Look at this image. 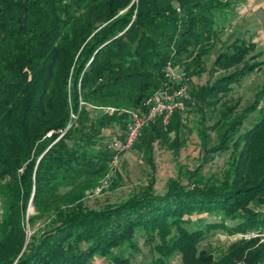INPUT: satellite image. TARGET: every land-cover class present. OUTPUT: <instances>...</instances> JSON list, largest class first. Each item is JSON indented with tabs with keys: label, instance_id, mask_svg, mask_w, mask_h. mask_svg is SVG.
Segmentation results:
<instances>
[{
	"label": "trees",
	"instance_id": "obj_1",
	"mask_svg": "<svg viewBox=\"0 0 264 264\" xmlns=\"http://www.w3.org/2000/svg\"><path fill=\"white\" fill-rule=\"evenodd\" d=\"M234 1L0 0V264H134L138 236L150 253L141 264H264V86L240 109L229 98L264 64L255 42L234 38L211 60L212 80L189 91L202 158L230 150L219 178L193 170L158 192L151 175L125 199L85 203L114 153L107 133L121 138L125 111L146 110L166 62L205 71ZM183 125L176 111L165 129L159 118L142 129L133 149L153 173L155 143L177 152ZM213 229L241 237L215 256L200 247Z\"/></svg>",
	"mask_w": 264,
	"mask_h": 264
},
{
	"label": "rangeland",
	"instance_id": "obj_2",
	"mask_svg": "<svg viewBox=\"0 0 264 264\" xmlns=\"http://www.w3.org/2000/svg\"><path fill=\"white\" fill-rule=\"evenodd\" d=\"M220 17L222 18V24L218 23V26L222 27L218 32L217 41L209 54L203 58L205 71L190 77L187 76L186 72L184 73V82L188 85L189 100L187 101L188 103L186 102V110L182 113L179 112L184 124L182 127H179V132H182L185 139L183 145L178 148L177 152H173L168 148L170 147L168 142L162 144L156 142L152 151L153 163L156 167L154 173L147 162L148 155L146 151L142 150L141 152L132 147L119 157L118 165L113 169V175L109 176L107 185L102 187L100 191L94 188L87 193L85 203L88 206L100 207L108 202H117L125 199L131 192H138L142 186L148 183L151 175H154L155 178L154 188L156 191L161 192L169 178L179 177L182 182H189L190 171L196 170L207 181L219 178L227 167V163L231 157L230 150L217 153L208 158V160L202 158L203 152L200 148V136L197 131L198 125L195 123L199 121L200 113L192 107L194 99L190 96L189 91L191 89L196 90L201 85L212 80V75L209 73L211 60L215 58L218 51L230 44L236 37L255 42L256 49L252 54L262 52V55L257 60L264 62V0H235L233 7L222 16L219 15ZM263 86L264 64L260 69L250 73L239 82L234 83L229 93V98L239 99L238 108L240 109L251 103L256 92ZM185 118L187 119L184 120ZM252 119L253 115H250L243 127H246ZM107 135L106 141L110 145L113 137L109 133ZM214 142L215 136L211 133L210 144L212 145ZM111 149L114 150L113 147ZM31 210L32 207H30ZM198 217L195 215L192 218L196 219ZM200 217H203L204 220H211V217L207 215H200ZM39 222L41 223V221ZM28 234H30L29 230ZM240 237V234L228 235L223 230L213 229L206 235L200 247L211 250L215 256H218L230 243ZM137 241L140 244L142 253L129 251L128 253L130 256H133L131 259L134 264H141L150 259L149 247L143 243V237L138 236ZM90 264L110 263L105 258L97 256ZM168 264H181L179 256H173Z\"/></svg>",
	"mask_w": 264,
	"mask_h": 264
},
{
	"label": "built area",
	"instance_id": "obj_3",
	"mask_svg": "<svg viewBox=\"0 0 264 264\" xmlns=\"http://www.w3.org/2000/svg\"><path fill=\"white\" fill-rule=\"evenodd\" d=\"M184 71L173 66L170 61L166 62L163 68V79L158 88L147 98L145 111L127 110V121L123 136L111 142L113 155L108 162V172L101 180L100 189L107 185L109 176L113 175V169L118 165L119 157L129 151L141 135L142 129L148 126L154 119L159 118L161 125L166 128L174 112H184L186 102L189 100L188 85L185 84ZM113 108H106L105 111H113Z\"/></svg>",
	"mask_w": 264,
	"mask_h": 264
}]
</instances>
